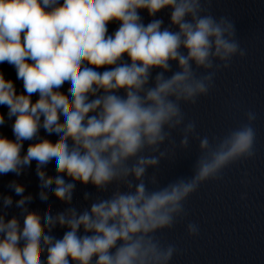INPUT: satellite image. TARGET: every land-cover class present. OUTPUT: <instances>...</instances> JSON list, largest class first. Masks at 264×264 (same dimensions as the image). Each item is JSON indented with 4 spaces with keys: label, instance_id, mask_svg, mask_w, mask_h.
<instances>
[{
    "label": "clouds",
    "instance_id": "9594fccd",
    "mask_svg": "<svg viewBox=\"0 0 264 264\" xmlns=\"http://www.w3.org/2000/svg\"><path fill=\"white\" fill-rule=\"evenodd\" d=\"M213 4L0 0V65L22 84L18 90L0 70V128L14 137L0 134V175L20 177L35 161L39 200L52 194L64 205L32 210L33 195L9 181L18 199L0 194V264H171L179 248L157 234L187 215L201 185L255 156V111L209 138L184 108L247 55L235 21L214 14ZM193 140L192 175L160 186L161 162L174 161ZM53 161L55 176L47 172ZM78 184L95 189L84 191L86 207L74 203ZM13 207L18 214L8 218ZM186 231L197 236L199 226L189 222Z\"/></svg>",
    "mask_w": 264,
    "mask_h": 264
}]
</instances>
